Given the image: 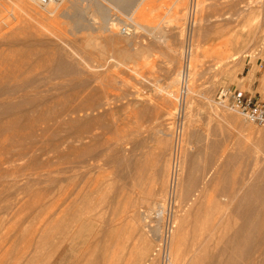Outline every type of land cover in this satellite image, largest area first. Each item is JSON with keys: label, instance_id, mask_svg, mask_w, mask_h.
I'll return each instance as SVG.
<instances>
[{"label": "rangeland", "instance_id": "374dc122", "mask_svg": "<svg viewBox=\"0 0 264 264\" xmlns=\"http://www.w3.org/2000/svg\"><path fill=\"white\" fill-rule=\"evenodd\" d=\"M122 5L0 0V264L54 211L78 227L40 264H159L172 178V264H264V123L217 102L228 87L264 103V0Z\"/></svg>", "mask_w": 264, "mask_h": 264}, {"label": "bare ground", "instance_id": "6f19581e", "mask_svg": "<svg viewBox=\"0 0 264 264\" xmlns=\"http://www.w3.org/2000/svg\"><path fill=\"white\" fill-rule=\"evenodd\" d=\"M24 1V0H23ZM74 1V0H73ZM118 1H120L121 2V4H126V6H128V2L130 1V0H118ZM132 1V0H131ZM30 3V2H29ZM30 5V4H29ZM51 5V4H50ZM124 5H122V6H124ZM129 5H130V3H129ZM49 6V5H48ZM260 6V5H259ZM250 8V7H249ZM50 13L53 11H55L54 10V7H50V9H47ZM246 11V10H245ZM258 10H255V9H253L252 8V10H250V12L248 13V11H247V13L249 14L248 15V18L251 20V21H253V20H255V18H257L258 17V12H257ZM246 20V19H245ZM257 20V19H256ZM255 20V21H256ZM249 25H251V24H249ZM264 26V25H263ZM253 27V26H252ZM256 27V26H255ZM124 28H127V27H124ZM249 28V27H248ZM263 28V27H262ZM264 29V28H263ZM253 30V29H252ZM263 31V30H262ZM118 40V39H117ZM234 42V41H233ZM264 42V41H263ZM232 43V42H231ZM235 43V42H234ZM233 45V44H232ZM226 46H224V48H225ZM230 48V47H229ZM225 49H228V48H225ZM232 49V48H231ZM224 51V50H223ZM226 51V50H225ZM223 53H226V52H223ZM126 54V53H125ZM237 54V52H233L232 53V50H231V52H228V56L231 58L232 56L233 57H235V59H237L239 56L238 55H236ZM240 54V53H239ZM122 55V54H121ZM226 55V54H225ZM225 55H223L224 56V59L225 58H227V57H225ZM237 57H236V56ZM228 57V58H229ZM227 58V59H228ZM229 58V59H230ZM240 62V61H239ZM190 63V62H189ZM194 63L196 64V61L194 60ZM223 65V64H222ZM190 65H188V67H189ZM227 67V66H226ZM229 68V67H228ZM235 71V70H234ZM181 72V71H180ZM179 72V73H180ZM189 73V72H188ZM189 75H190V73H189ZM180 76H182V72L180 73V75H179V78H181ZM178 78V79H179ZM177 79V78H176ZM190 79V78H189ZM191 91V90H190ZM230 114V113H229ZM235 115V114H234ZM233 115V116H234ZM237 116V115H236ZM179 152H180V149H179ZM182 152V151H181ZM178 161H179V159H178ZM173 163H174V161H173ZM178 164V163H177ZM260 164V163H259ZM179 166V165H178ZM178 169V168H177ZM180 169V168H179ZM177 171H179V170H177ZM182 171V170H181ZM178 172V173H181V177L183 178L184 176V174L182 173V172ZM49 177V176H48ZM179 177V176H178ZM180 177V178H181ZM184 180V179H183ZM182 180V181H183ZM171 187H172V185H171ZM50 192V191H49ZM75 193V192H74ZM56 194V193H55ZM264 195V194H263ZM45 196V195H44ZM71 196H73V195H71ZM47 198V197H46ZM67 198V197H66ZM263 198V197H262ZM261 199V198H260ZM32 200V199H31ZM66 200V199H65ZM256 200V199H255ZM258 200V199H257ZM261 200H264V199H261ZM46 201V200H45ZM64 201V200H63ZM62 201V204H63V206H65V204L67 203V200H66V203L65 202H63ZM156 201V200H155ZM61 202V201H60ZM259 202H261V201H259ZM263 202V201H262ZM29 203V202H28ZM69 203V202H68ZM72 203V202H71ZM50 204H52V203H50ZM49 204V205H50ZM61 204V203H60ZM70 204V203H69ZM69 204H66L67 205V207L66 208H69ZM48 205V206H49ZM162 205V204H161ZM160 205V206H161ZM27 206V205H26ZM37 206V205H36ZM35 206V207H36ZM60 206H62V205H60ZM74 206V205H73ZM24 207V206H23ZM27 208H29V206H27ZM31 208V207H30ZM37 208V207H36ZM50 208V207H49ZM60 208V207H59ZM59 208H58V210H59ZM259 208V207H258ZM2 209V208H1ZM60 209H62V208H60ZM70 209V208H69ZM160 209V208H159ZM257 208H255V210H256ZM21 210V209H20ZM24 210V209H23ZM65 208L64 209H62V212L64 211L65 212ZM164 210H165V208L163 207V210H162V212H164ZM262 209H260V211H261ZM3 211V210H2ZM60 211L61 210H59V211H56V212H59L60 213ZM193 211V210H192ZM259 211V210H258ZM0 212H1V210H0ZM61 212V213H62ZM69 212V210L66 212V215H63V216H67V214H69L68 213ZM264 212V211H263ZM8 213V212H7ZM6 213V214H7ZM17 213V212H16ZM197 213V212H196ZM195 213V214H196ZM1 214V213H0ZM15 214V213H14ZM27 214H28V212H27ZM26 214V215H27ZM32 214V213H31ZM31 214H29V215H31ZM53 214H55V211H54V213ZM53 214H51L50 213V215H48L49 217H48V223L50 224V227H49V230H47L46 232H42V234H40V235H38V237L35 239V241H34V238H33V241H34V243H32L30 240H31V236L28 238V236L26 237L27 239H30V240H28L29 241V243L31 242L32 243V248H28L27 247V245H26V247H27V249L24 247V250H23V248H22V252H21V245H20V247H18V245L20 244H17L16 242V247H18V248H20V252H19V249L17 248L16 249V251L17 252H19V253H17V254H19V255H16V257H17V260L14 262L15 264H40V263H42V262H39L40 260H42V252L43 251H45V249L47 248V247H49L50 246V244L52 243V240L53 239H55V238H57L58 239V241H60L61 242V240L62 241H66V240H71V241H73V236H74V232H75V228L76 227H78V225H77V223H75L76 221L75 220H73V221H75L74 223H73V221H68V222H66V220H64L63 222H61V221H59V218L56 216V215H53ZM236 214V213H235ZM33 215V214H32ZM32 215L30 216V217H32ZM35 215V214H34ZM33 215V216H34ZM52 215L55 217H52ZM15 216V215H14ZM38 216V215H37ZM37 216H34V217H37ZM62 216V217H63ZM195 216H197V215H195ZM198 216H199V214H198ZM201 216V215H200ZM199 216V217H200ZM19 217V216H18ZM24 217V216H23ZM22 217V219H24ZM212 217V216H211ZM246 217V216H245ZM27 218V217H26ZM76 219H77V217H75ZM186 218V217H185ZM201 218V217H200ZM220 218V217H219ZM252 218V217H251ZM255 218H256V216H255ZM7 219V218H6ZM31 219H33V218H30V220ZM36 219V218H35ZM34 219V220H35ZM261 219V218H260ZM3 220V219H2ZM19 220V219H18ZM28 220V219H27ZM26 220V221H27ZM33 220V221H34ZM38 220H41V217L39 218V219H37V220H35L37 223H35V221H34V224H38V222H41V221H38ZM195 219H193V221H194ZM223 220V219H222ZM228 220H230V219H228ZM234 220V219H233ZM252 220H253V218H252ZM251 220V221H252ZM17 221V220H16ZM225 221H226V219H225ZM225 221H224V224H225ZM236 221V220H235ZM263 221V220H262ZM13 222V221H12ZM28 222H29V220H28ZM81 222V221H80ZM173 222V221H172ZM185 222H187V221H185ZM191 222V221H190ZM229 222V221H228ZM264 222V221H263ZM20 223V222H19ZM30 223H31V221H30ZM30 223H27V224H29L30 225ZM203 223V222H202ZM256 223V222H255ZM262 223V222H261ZM260 223V224H261ZM34 224H32V228L34 229L35 227H38V226H34L33 227V225ZM43 224V223H42ZM49 224H47L48 226H49ZM187 224V223H186ZM221 224V223H220ZM236 224V223H235ZM254 224V223H253ZM258 224V223H257ZM28 225V226H29ZM77 225V226H76ZM188 225V224H187ZM186 225V226H187ZM202 225H204V224H202ZM251 225H252V223H251ZM262 225H264V224H262ZM20 226H21V224H20ZM200 226V225H199ZM214 226V225H213ZM216 226V225H215ZM225 226V225H224ZM237 226V225H236ZM249 226V225H248ZM258 226V225H257ZM23 227V226H22ZM22 227H18L19 228V231H21V229H22V231L24 230V227L22 228ZM30 227V226H29ZM173 227H174V222H173ZM183 227L185 228V225H183ZM41 228V227H40ZM38 229L39 231L41 230L42 231V229L44 230V224H43V227L41 228V229ZM199 228V227H198ZM203 228H204V226H203ZM206 228V227H205ZM211 228V227H210ZM224 228V227H223ZM250 228V227H249ZM263 228H264V226H263ZM32 229V230H33ZM209 228H207V230H208ZM248 229V228H247ZM252 229V228H251ZM257 229V228H256ZM16 230H18V229H16ZM19 231H17V232H19ZM21 231V233H24L25 232V234H27V231H23L22 232ZM237 231V230H236ZM258 231H259V229H258ZM12 232V231H11ZM16 232V231H15ZM30 232H31V230H30ZM33 232H35V234H36V230L35 231H33ZM181 231H179V233H180ZM248 233H249V230L247 231ZM255 232H257V231H255ZM20 233V232H19ZM20 233V234H21ZM41 233V232H40ZM197 233V232H196ZM251 233H253V232H251ZM10 234V233H9ZM15 234V233H14ZM17 234V233H16ZM28 234H31L32 235V233H28ZM34 234V233H33ZM260 234V233H259ZM12 235V234H11ZM178 235V234H177ZM176 235V236H177ZM248 235V234H247ZM250 235V234H249ZM17 236H20V235H17ZM17 236H13L14 238L15 237H17ZM21 236H22V234H21ZM37 236V235H36ZM259 236V235H258ZM12 237V236H11ZM24 237V238H25ZM32 237H33V235H32ZM58 237H60L61 239H59ZM243 237H245V236H243ZM249 237V236H248ZM255 237V236H254ZM14 238H13V241H14ZM25 238V239H26ZM171 238H172V236H171ZM256 238V237H255ZM26 239V240H27ZM56 239V240H57ZM173 239V238H172ZM202 239V238H201ZM11 240V239H10ZM17 240H19V239H17ZM171 240V239H170ZM6 241V240H5ZM50 241H51V243H50ZM183 241V240H182ZM3 242V241H2ZM18 242V241H17ZM55 242H57V241H54L53 240V244H57V243H55ZM171 242H173V241H171ZM170 242V243H171ZM200 242V241H199ZM10 243V242H9ZM14 242H13V245L12 246H15L14 244H15ZM50 243V244H49ZM22 244V243H21ZM23 244H24V242H23ZM22 244V245H23ZM174 250L175 251H173L174 252V256H175V258H174V260H177V258H178V251H179V249H180V238H178V236L174 239ZM5 244H3V246H4ZM11 245V244H10ZM9 245V246H10ZM25 245V244H24ZM31 245V244H30ZM61 245V244H60ZM58 246L59 245H57L55 248H56V250L58 249ZM11 247V246H10ZM16 247H12V249H11V253H9V254H12V252L14 251L15 252V250H13L14 248H16ZM173 247V246H172ZM261 247V246H260ZM54 248V247H53ZM54 248V249H55ZM2 249V248H1ZM4 249V248H3ZM51 249V248H50ZM50 249H49V251H50ZM261 249V248H260ZM7 250V252H9L10 250L9 249H6ZM9 250V251H8ZM201 250V249H200ZM204 250V249H203ZM1 251V250H0ZM49 251H47V252H49ZM13 252V254H16V253H14ZM55 252V253H54ZM52 251L51 253L53 254H56V251ZM176 252V253H175ZM198 252V251H197ZM206 252V251H205ZM4 253V252H3ZM50 253V252H49ZM170 253H171V251H170ZM263 254H264V252H262ZM0 254H2L1 252H0ZM44 254H45V252H44ZM47 254V253H46ZM54 254L52 255V256H54ZM180 254V253H179ZM7 256H8V254H7ZM12 256V258L14 259V257H13V255H11ZM15 256V255H14ZM173 256V257H174ZM200 256V255H199ZM264 256V255H263ZM1 257H3V256H1ZM50 257H51V255H50ZM7 258H11L10 256L9 257H6L5 259H7ZM16 259V258H15ZM45 260L47 259V257H45L44 258ZM53 259V258H52ZM1 260V259H0ZM8 260V259H7ZM44 260V261H45ZM3 261V263H5L4 261H6V260H2ZM1 261V262H2ZM10 261V260H9ZM9 261H7L8 262V264H9ZM14 260H11V262H13ZM43 261V260H42ZM48 261H46V264H48L47 263ZM177 262V261H176ZM203 262V261H202ZM3 263H1V264H3ZM50 263V262H49ZM5 264H7V263H5ZM11 264V263H10ZM13 264V263H12ZM44 264V263H43Z\"/></svg>", "mask_w": 264, "mask_h": 264}, {"label": "built area", "instance_id": "2783aa9c", "mask_svg": "<svg viewBox=\"0 0 264 264\" xmlns=\"http://www.w3.org/2000/svg\"><path fill=\"white\" fill-rule=\"evenodd\" d=\"M53 0H40V3H45ZM193 14V12H192ZM192 14L189 19V26L192 21ZM127 32V28L123 29ZM189 67H184L181 76L180 91L177 97L178 108L181 114L183 105L186 101V95L189 87ZM217 102L221 105L228 106L241 115L245 116L248 120L255 123H264V103L255 99L242 89L222 88L217 94ZM180 123L177 127V135L179 134ZM172 187H170L169 194L167 195V203L164 212H160L163 217V229L159 241L156 245L154 255L157 257L159 264H172L170 254V239L173 231V215L174 206L176 205L175 184L172 178Z\"/></svg>", "mask_w": 264, "mask_h": 264}, {"label": "crops", "instance_id": "0c3cea01", "mask_svg": "<svg viewBox=\"0 0 264 264\" xmlns=\"http://www.w3.org/2000/svg\"><path fill=\"white\" fill-rule=\"evenodd\" d=\"M261 65H262V67H264V62H262V64H261ZM255 88H256V84H255ZM255 90H256V89H255Z\"/></svg>", "mask_w": 264, "mask_h": 264}]
</instances>
